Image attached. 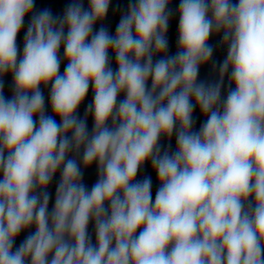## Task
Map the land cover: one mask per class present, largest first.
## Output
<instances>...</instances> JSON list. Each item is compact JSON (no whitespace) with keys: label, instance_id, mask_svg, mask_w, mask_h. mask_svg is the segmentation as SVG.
Masks as SVG:
<instances>
[{"label":"clouds","instance_id":"9594fccd","mask_svg":"<svg viewBox=\"0 0 264 264\" xmlns=\"http://www.w3.org/2000/svg\"><path fill=\"white\" fill-rule=\"evenodd\" d=\"M169 3L130 4L111 35L93 30L110 0L87 9L72 0L62 17L34 13V0H0V78L14 85L6 98L0 79V264H264V0H181L173 55ZM214 33L227 56L219 80L205 83ZM196 109L206 118L198 131ZM173 133L175 151H162ZM149 161L154 200L151 177L136 179ZM94 163L89 190L82 167Z\"/></svg>","mask_w":264,"mask_h":264},{"label":"water","instance_id":"95a60500","mask_svg":"<svg viewBox=\"0 0 264 264\" xmlns=\"http://www.w3.org/2000/svg\"><path fill=\"white\" fill-rule=\"evenodd\" d=\"M137 2L138 0H110L109 9H108V12L105 18L101 21H97V23L94 25L93 30L98 31L100 27H104L109 31L111 35H115L116 28H117V25L119 24L121 17L127 13L130 4H135ZM180 2L181 0H170V3L168 5V8L171 9V12H172V15L169 18L168 31L166 33V38L168 39V44H169V47H168L169 55H173L178 51L177 40H178ZM232 2L235 3L236 0H232ZM71 3H72V0H34L35 7L33 9V12L35 13V12L42 11L44 9H48L51 11L54 17H62L64 15L65 9ZM81 3H83L85 9L88 8L89 6L88 0H81ZM30 20H31V14L25 17L22 29L17 36L16 43L20 49L21 56L23 53L24 36L29 26ZM221 37H222V33L221 34L214 33L210 35L208 44L211 45L213 48L212 57L206 64H203L200 66L199 74H198V81H203L205 83H214L219 80L220 78L219 77V65L225 60L227 56V46L222 43ZM59 54L61 57L63 56V47H61ZM109 56L111 57V67L113 69H116L117 63L115 60V55L110 51ZM159 58L161 57L155 56L154 61ZM65 67H66V62L62 60L61 66H60L61 73L64 71ZM0 79H3V82H4L3 94L6 98L10 99L13 95V87H14L13 78L11 74H6ZM148 87H151V80L148 81ZM228 88H229L228 76L225 75L224 85L221 91L222 98L226 97ZM41 90L44 93L47 112L49 115H52V111L50 107L51 85L50 84L48 86L41 85ZM124 98H125L124 93H121L118 96V100H122ZM92 101H93V89L90 84L89 91H88V94L85 100L82 102V104L77 109V113L79 114L81 118H85V109L88 104L92 103ZM54 118H56L59 122L58 117H54ZM193 119L195 120L193 130L198 131L201 124L204 122L206 118L201 115L199 109H196L193 113ZM86 122H87L88 131L91 132L94 126V122H93V118L91 114L87 115ZM159 143L161 145L162 151L168 150L169 153L174 152L176 149L175 133H173L171 139L165 136H162L160 138ZM82 170L84 172L82 182L90 190L92 186L97 182V179H98L97 165L94 163L92 166L88 168L82 167ZM145 176H150L152 179L151 192H152V197L154 200L156 191L159 188L160 184L157 180L154 170L152 169L150 161L144 164L142 169L138 172L136 179L142 180ZM59 180H60V173L58 171L55 174L53 181L50 183V185L47 188V191L51 194V198L49 201V211H51L54 207L55 191H56V187H57ZM34 231H35L34 227L22 231L15 240V246H19V244L25 239V237L30 232H34ZM88 233L92 237V243L95 244L96 242L95 228H94V223L92 222L89 223Z\"/></svg>","mask_w":264,"mask_h":264}]
</instances>
